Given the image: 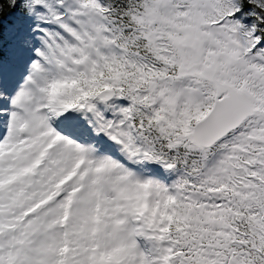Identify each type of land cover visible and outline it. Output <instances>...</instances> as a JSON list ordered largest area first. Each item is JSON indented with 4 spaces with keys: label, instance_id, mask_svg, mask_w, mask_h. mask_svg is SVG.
Returning <instances> with one entry per match:
<instances>
[{
    "label": "snow or ice",
    "instance_id": "obj_1",
    "mask_svg": "<svg viewBox=\"0 0 264 264\" xmlns=\"http://www.w3.org/2000/svg\"><path fill=\"white\" fill-rule=\"evenodd\" d=\"M0 264H264V0H0Z\"/></svg>",
    "mask_w": 264,
    "mask_h": 264
}]
</instances>
